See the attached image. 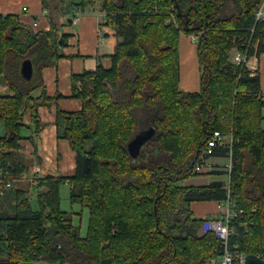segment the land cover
<instances>
[{"label": "trees", "instance_id": "obj_1", "mask_svg": "<svg viewBox=\"0 0 264 264\" xmlns=\"http://www.w3.org/2000/svg\"><path fill=\"white\" fill-rule=\"evenodd\" d=\"M42 1L47 30L35 31L17 14H0V77L14 91L0 96L5 128L0 136V264H209L217 259L221 242L204 229L211 218L197 217L191 204L226 200V183L183 187L178 182L200 174L194 170L199 151L215 130L230 124L233 114L230 201L246 214L235 224L230 247L264 257L260 78L228 61L233 45L228 36L248 35L261 0ZM97 1H103L106 24L118 42L109 69L99 64L95 72L73 76L82 108L57 111V137L69 141L76 160L75 175L65 177L47 169L39 152L46 123L37 110L51 107L57 97L44 90L34 98L32 92L44 89V68L70 57L63 51L68 35L61 32L60 16L73 18ZM170 12L177 26L167 25ZM199 32L202 87L185 92L179 86V39L182 33ZM254 40L260 55L264 23L258 24ZM25 59L33 63L31 79L21 73ZM28 109L34 125L32 156L21 144L23 128H32L24 121ZM223 114L228 118L222 119ZM150 127L154 135L137 157L131 156L128 143ZM227 153L225 147L215 152ZM36 164L45 177L32 186L28 178ZM62 184L71 186L72 202H86L90 209L84 236L74 214L60 207Z\"/></svg>", "mask_w": 264, "mask_h": 264}, {"label": "crops", "instance_id": "obj_2", "mask_svg": "<svg viewBox=\"0 0 264 264\" xmlns=\"http://www.w3.org/2000/svg\"><path fill=\"white\" fill-rule=\"evenodd\" d=\"M27 8L25 10L24 8ZM44 5L42 0H0V14H17L23 24L31 25L35 31L50 28L47 14L43 13ZM104 11L100 2L88 5L83 12H80L78 21L71 23L66 16H60L63 34L68 35L64 53L70 57H63L55 67H46L43 70L44 89L38 88L32 92L34 98L40 97L44 90L48 97H57V101L51 106H40L37 110L42 122L46 126L40 131L39 152L45 159L47 169L57 171L62 176L72 177L76 171L75 152L66 139H58L57 127L55 125L57 111H78L82 108V101L74 96L73 76L82 75L85 72H95L98 65L104 68L111 67V58L115 52L118 42L117 34L110 26L100 24L99 13ZM37 22V24H35ZM103 34H100L99 29ZM180 59V81L179 86L185 92H199L201 90L202 66L199 62L198 44L193 42L190 35L182 33L178 44ZM261 90H264V52L259 57V72ZM80 81H78V84ZM14 91L5 78L0 77V96H13ZM264 109V108H263ZM262 109V110H263ZM24 121L32 128H23L21 135L22 151L32 156L34 145L30 137L34 129L32 112L30 109L24 114ZM4 127L3 123L0 122ZM264 129V128H263ZM5 130V128H4ZM3 130V133H4ZM3 133L1 135H3ZM215 161L224 159V155L217 154ZM212 162V161H211ZM217 165L210 175L221 176L225 169ZM220 172V173H217ZM223 179L215 180L209 184ZM209 184H205L206 186ZM214 202V204L212 203ZM192 210L197 217L216 219L220 210L217 201L197 200L191 204Z\"/></svg>", "mask_w": 264, "mask_h": 264}, {"label": "built area", "instance_id": "obj_3", "mask_svg": "<svg viewBox=\"0 0 264 264\" xmlns=\"http://www.w3.org/2000/svg\"><path fill=\"white\" fill-rule=\"evenodd\" d=\"M156 7V11L159 12L160 8L157 4L154 5ZM27 10V8H24ZM149 8H147L148 10ZM43 13L48 14L47 10H43ZM100 22L103 25H106L107 14L105 11L99 13ZM73 21L76 22L80 18V12H77L74 16H72ZM167 25H176L177 19L173 12H170L169 17L166 19ZM264 23V0H261L254 10V23L247 29L248 35L245 43L242 48H237L232 56V64L235 67H238L240 71L247 69L251 76L258 75L259 72V57L258 54V41L254 42V37L256 33V28L258 24ZM37 24V22H35ZM99 29L100 34H103L102 29ZM47 30V29H46ZM201 32L191 34L190 37L193 42H198L199 36ZM259 97L264 102V90L259 91ZM228 116L226 114L222 115V119H227ZM236 116L230 115L229 121L230 124L224 130H215L210 138L206 141L205 145L199 151L198 159L194 163V170L197 173H212L217 165H215L212 161L214 156H216L215 152L218 148L225 147L228 149V155H225L224 158L227 159V162L221 164V167L226 168L225 175L228 176L226 180V187L228 190V198L224 201L217 202V207L220 210L219 217L216 219H211L207 222L204 229L212 231L216 237L221 242V249L219 252V256L217 259L212 260L209 264H245L246 257L248 254L241 252L239 250L238 245H235L233 248L230 247V239L231 236L235 232V224L242 223L241 218L246 214V211L242 208H237L232 206L230 201V193L232 189V151L233 146L235 144V120ZM224 168V169H225ZM41 177H45V173L42 171L39 165H34L33 173L29 176L28 180L31 182L32 186L37 185L38 181ZM69 183V182H68ZM0 184H3V170L0 169ZM11 182H7L6 186L10 187ZM257 207L254 206L252 208V212H256ZM260 255V254H259ZM262 256V255H261Z\"/></svg>", "mask_w": 264, "mask_h": 264}, {"label": "rangeland", "instance_id": "obj_4", "mask_svg": "<svg viewBox=\"0 0 264 264\" xmlns=\"http://www.w3.org/2000/svg\"><path fill=\"white\" fill-rule=\"evenodd\" d=\"M97 2H99V3L101 2L103 5V1H97ZM113 16L115 17V15H113ZM64 28H61L62 33H63ZM227 30H229L230 32L235 31V30H233V28L227 29ZM245 35H246V33H245ZM245 35L243 34L241 37L238 36V34L228 36V39H230L232 44H233L230 51H229V59H228V61L231 64H232L233 53L236 51L237 48H239L240 44H244L246 41L247 35H246V37H245ZM78 86L80 87V83L78 84ZM262 115H263L262 127L264 128V109L262 110ZM3 130H4V127L0 123V136H2L1 134L3 133ZM4 133H5V130H4ZM212 162L213 163H222L225 165V163L227 162V159L224 158L222 160H217V161L212 159ZM222 172H221V174H223V175H221V176H218L216 174L210 175V174H205V173L194 175V176H191L189 178H186V179L179 181L178 185L183 186V187L206 186L205 184H209L210 182L215 181V180H219V179H223L222 181H224L226 183L228 176L224 175V173H222ZM217 173H220V172H217ZM225 173H226V168H225ZM70 193H71V186L68 184H62L60 187V199H61L60 207L62 210L67 211V212H72L74 214L73 222L76 226H79L81 228V233L84 236L86 234L87 228H88L90 209L86 205V202H85V204H83L81 202H72L70 199ZM212 203L214 204V202H212ZM39 264H49V263L42 262Z\"/></svg>", "mask_w": 264, "mask_h": 264}, {"label": "water", "instance_id": "obj_5", "mask_svg": "<svg viewBox=\"0 0 264 264\" xmlns=\"http://www.w3.org/2000/svg\"><path fill=\"white\" fill-rule=\"evenodd\" d=\"M73 19L70 17L69 22ZM21 73L24 78L31 79L33 75V63L30 59H25L21 65ZM155 130L153 127L137 133V135L128 143V149L133 157H137L144 144L154 135ZM245 264H264V257L259 254H248Z\"/></svg>", "mask_w": 264, "mask_h": 264}]
</instances>
